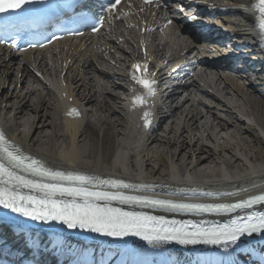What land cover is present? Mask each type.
I'll return each mask as SVG.
<instances>
[{"label":"bare ground","instance_id":"1","mask_svg":"<svg viewBox=\"0 0 264 264\" xmlns=\"http://www.w3.org/2000/svg\"><path fill=\"white\" fill-rule=\"evenodd\" d=\"M251 1L220 0L218 4L226 8L220 24L237 38H252V7L247 6ZM138 17L131 22L137 23ZM127 31L122 33H127L124 38L145 42L142 36ZM175 44L179 48L180 42ZM88 47L40 53L37 57L45 56L32 60L29 55L18 58L7 49L0 50V130L21 150L54 167L98 170L129 176L125 181L133 184L166 186L182 194L181 198L213 200L221 195L233 199L263 190L264 88L256 89L250 80L234 77L220 87L211 79L208 86L214 91L212 104L216 108L210 109L195 99L209 93L201 91L194 78L189 89L178 88L181 71L174 68L179 61L171 64L160 56L151 61L156 62L151 68L163 76L162 95L150 110L152 118L145 121L135 107V94L129 95L126 77L115 82L108 75L107 56L120 63L124 55L115 58V50L110 52L103 41ZM195 55V48L189 47L188 64L193 65V59L198 58ZM16 63L21 67L19 75ZM29 65L46 74L51 83L37 73L34 76ZM72 109L78 115H69ZM159 123L164 125L163 133L156 131ZM262 240L264 237L256 238L253 243ZM237 243L229 246L226 264H240L238 253L247 243ZM152 244L159 250L166 245L161 240ZM251 253L244 261L254 264Z\"/></svg>","mask_w":264,"mask_h":264},{"label":"snow or ice","instance_id":"2","mask_svg":"<svg viewBox=\"0 0 264 264\" xmlns=\"http://www.w3.org/2000/svg\"><path fill=\"white\" fill-rule=\"evenodd\" d=\"M33 0H0V13L9 9H20L23 5ZM121 0H114L109 6V11L115 8ZM152 3V0H145ZM259 13V28L264 35V0H257L253 5ZM183 11V8L180 9ZM141 68L147 71V65H133L132 79L147 90L148 95L154 94L151 81L138 76L136 73ZM134 103H144V98L136 97ZM77 114L72 109L69 115ZM148 113H145L147 120ZM26 173L27 175H24ZM31 177V178H30ZM38 178V179H33ZM47 181V182H45ZM63 182L80 185L92 183V178L84 175L55 171L46 167L43 162L25 156L0 130V206L11 209L13 212L36 220H60L69 228H88L92 231L103 232L106 235H127L130 232L136 235H144L149 240L175 239L179 243H222L225 246L235 244L247 234L264 232V213L251 214L246 222L233 220L230 225L214 227L211 229L198 228L194 232H188L183 227H163L162 218L145 216L143 214L123 212L120 209L101 206L98 201H119L121 203H132L146 205L149 207H160L174 212L194 213H228L237 209H250L257 204H264V193L251 196L236 203H184L171 200L151 199L146 196H130L122 192L89 191L84 187L65 186ZM113 187L132 188L136 185L125 184L123 181H102ZM139 187H145L139 185ZM35 190L43 195H23L20 189ZM57 194L80 198V202L73 199L69 202L55 199ZM152 222L156 226L151 230L146 225ZM166 224V222H163Z\"/></svg>","mask_w":264,"mask_h":264}]
</instances>
